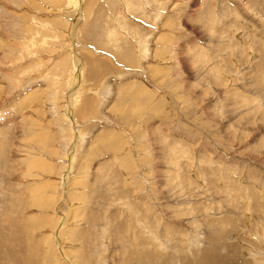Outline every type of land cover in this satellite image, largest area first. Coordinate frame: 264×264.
I'll use <instances>...</instances> for the list:
<instances>
[{
    "label": "rangeland",
    "instance_id": "rangeland-1",
    "mask_svg": "<svg viewBox=\"0 0 264 264\" xmlns=\"http://www.w3.org/2000/svg\"><path fill=\"white\" fill-rule=\"evenodd\" d=\"M0 35V264H264V0H0Z\"/></svg>",
    "mask_w": 264,
    "mask_h": 264
},
{
    "label": "bare ground",
    "instance_id": "bare-ground-1",
    "mask_svg": "<svg viewBox=\"0 0 264 264\" xmlns=\"http://www.w3.org/2000/svg\"><path fill=\"white\" fill-rule=\"evenodd\" d=\"M71 2V1H70ZM83 2V1H82ZM78 3V2H77ZM85 5H87V4H85ZM237 8V7H236ZM90 9V8H89ZM128 10H129V8H128ZM87 11V10H86ZM85 11V12H86ZM79 12V11H78ZM76 13V12H75ZM79 16V15H78ZM1 36V35H0ZM2 37H4V36H2ZM166 37V36H165ZM5 38L6 37H4L3 39L5 40ZM161 38H163V37H161ZM158 39H159V37H158ZM3 40V41H4ZM162 40V39H161ZM165 40V39H164ZM0 41H1V39H0ZM2 41V42H3ZM167 41V40H166ZM1 43V42H0ZM4 43H5V41H4ZM7 43V42H6ZM1 45V44H0ZM6 45V44H5ZM4 45V46H5ZM194 45V44H193ZM188 47V46H187ZM189 48V47H188ZM159 49V48H158ZM159 51H160V49H159ZM184 51V50H183ZM114 53H116V51H114ZM121 54V53H120ZM127 54V53H126ZM188 54V53H187ZM126 56V55H125ZM124 56V57H125ZM123 57V56H122ZM123 57V58H124ZM133 57V56H132ZM121 58V57H120ZM123 58H121V60L123 59ZM82 59V58H81ZM85 59V58H84ZM89 59H91V58H89ZM126 59H127V57H126ZM128 60V59H127ZM126 60V61H127ZM81 61V60H80ZM79 61V62H80ZM88 61V64L90 65V67H91V72H90V74H89V79H95L94 77L96 76V78H97V75H98V77H99V74H102V73H109L110 71H112L111 70V67H110V65L106 62H100V63H98L97 65L95 64V63H92L91 62V60H87ZM98 61H100V60H98ZM102 61V60H101ZM124 61H125V59H124ZM79 62L77 63V64H79ZM115 62V61H114ZM122 62V61H121ZM128 63V62H127ZM131 65V64H130ZM129 65V66H130ZM77 66V70H79V72L81 71L82 72V69H83V67H82V69L80 70V66L79 65H76ZM75 67V66H74ZM113 68V67H112ZM116 68V67H115ZM115 70H117V69H115ZM76 71V70H75ZM88 71V70H87ZM77 72V71H76ZM112 72H115V71H112ZM74 73V72H73ZM77 74V73H76ZM88 74V73H87ZM81 74L79 73L76 77H75V80L76 81H80L81 79H82V76H80ZM104 77H105V75H104ZM88 78V77H87ZM100 78V77H99ZM73 79V78H72ZM102 79H104V78H102ZM81 83V82H80ZM80 83H79V85H80ZM94 83V82H93ZM78 85V84H77ZM79 85L77 86V90H76V92L78 91V88H80L79 87ZM75 91V90H74ZM73 91V92H74ZM95 92V91H94ZM98 92V91H97ZM75 93V92H74ZM138 93H139V91H138ZM70 94V93H69ZM73 93H71V95H72ZM75 94H77V93H75ZM79 94V93H78ZM71 95H68V98H69V96H71ZM77 96V95H76ZM79 96V95H78ZM77 96V97H78ZM81 96V95H80ZM92 96V95H91ZM75 97V96H74ZM77 97H75L76 99H77ZM89 97H87V99H88ZM93 98H94V96H93ZM70 99V98H69ZM90 99V98H89ZM92 99V98H91ZM95 99V98H94ZM137 99V98H136ZM86 100V99H85ZM70 101H71V99H70ZM93 101V100H92ZM101 101V100H100ZM141 101V100H140ZM139 100L138 101H136L137 103L138 102H140ZM75 103V102H74ZM86 103V102H85ZM90 103H92L91 101H90ZM90 103H88L87 105H86V107L89 109V108H91V106H88ZM99 103V102H98ZM136 103V104H137ZM143 103V102H142ZM141 103V104H142ZM69 104H72V102H69ZM109 105V104H108ZM29 106V105H28ZM95 106V105H94ZM107 106V105H106ZM68 107V106H67ZM70 107H72V106H70ZM74 107V106H73ZM162 107V106H161ZM69 108V107H68ZM80 108H82V105H81V107ZM79 107H78V109H80ZM95 108V107H94ZM152 108V107H151ZM66 109V108H65ZM66 111V110H65ZM82 111V110H81ZM89 111H90V109H89ZM156 111V110H155ZM85 112H87V114H88V111H84V113ZM72 113V112H71ZM66 115V114H65ZM71 116V115H70ZM66 117H67V115H66ZM158 117V116H157ZM156 117V118H157ZM83 118V117H82ZM81 118V119H82ZM155 118V117H154ZM73 119V118H72ZM122 119V118H121ZM33 120H34V118H33ZM74 120V119H73ZM68 121V120H67ZM70 122V121H69ZM73 124H75L74 123V121H73ZM72 124V125H73ZM159 124V123H158ZM160 126V125H159ZM70 127H72V126H70ZM163 128V127H162ZM155 129V128H154ZM73 130V129H72ZM156 131V130H155ZM158 131V130H157ZM159 131H161V130H159ZM75 132V131H74ZM76 134H77V132H76ZM108 134V133H107ZM157 134V133H156ZM158 135H159V133H158ZM161 136V135H160ZM75 136H73V138H74ZM77 137H78V135H77ZM81 138V137H80ZM79 138V139H80ZM160 138V137H159ZM158 138V139H159ZM77 139V138H76ZM79 141V140H78ZM106 141V140H105ZM162 141V140H161ZM74 142V141H73ZM76 142V141H75ZM102 142V141H101ZM158 143V142H157ZM71 146H73L72 144H70ZM77 145H79V144H77ZM76 145V146H77ZM111 146V145H110ZM118 146V145H117ZM78 147V146H77ZM87 148H88V145H87ZM139 148V147H138ZM70 149H72V148H70ZM71 154V153H70ZM94 156V155H93ZM42 159V157H39V158H37V159ZM73 158V157H72ZM86 158V157H85ZM34 160H36V159H34ZM33 160V161H34ZM41 161V160H40ZM45 160H43V162H44ZM69 161H70V159H69ZM31 163V162H30ZM33 163V162H32ZM47 163V162H46ZM37 164V163H36ZM36 164H35V162L32 164V166L33 165H35V168H36ZM43 164V163H42ZM181 164V163H180ZM30 165L31 164H29L28 166L30 167ZM38 165V164H37ZM184 165V164H183ZM38 166H41V165H38ZM44 166V165H43ZM178 167V166H177ZM33 168V167H32ZM50 168V167H49ZM53 168H54V166H53ZM176 168V167H175ZM91 170V169H90ZM176 170V169H175ZM213 170V169H212ZM72 173V172H71ZM93 173V172H92ZM200 176V175H199ZM201 177H202V175H201ZM72 178V177H71ZM178 178V177H177ZM204 179V178H203ZM78 180V179H77ZM76 180V181H77ZM186 180V179H185ZM69 183V182H68ZM81 183V182H80ZM66 184V183H65ZM191 184V183H190ZM54 185V184H53ZM67 185V184H66ZM65 185V186H66ZM69 185V184H68ZM74 185V184H73ZM233 185V184H232ZM43 186V185H42ZM69 186H71V185H69ZM205 186V185H204ZM66 188V187H65ZM45 189V188H44ZM69 191V190H68ZM67 191V192H68ZM32 192V191H31ZM43 192V191H42ZM66 192V193H67ZM70 192V191H69ZM42 194V193H41ZM68 195V194H67ZM44 196V195H43ZM48 196V195H47ZM229 199V198H228ZM53 200V199H52ZM58 202V201H57ZM256 202V201H255ZM210 203V202H209ZM202 204V203H201ZM52 205V204H51ZM60 205V204H59ZM54 206V205H53ZM61 206V205H60ZM59 206V207H60ZM58 208V207H57ZM64 208V207H63ZM55 209V208H54ZM59 209H61V208H59ZM219 209V208H218ZM262 209V208H261ZM57 211H58V209H57ZM79 211V210H78ZM60 214H62L61 212H63V209H61L60 211ZM67 212V211H66ZM58 213V212H57ZM64 214V213H63ZM68 214V213H67ZM225 214V213H224ZM65 215V214H64ZM77 215V214H76ZM216 215V214H215ZM37 217V216H36ZM33 218V217H32ZM39 218V217H38ZM62 218V217H61ZM60 218V219H61ZM64 219L66 218V216L65 217H63ZM79 218V217H78ZM59 220V219H58ZM63 220V219H62ZM64 221V220H63ZM19 223V222H18ZM37 223V222H36ZM62 223H64V222H62ZM53 226V225H52ZM52 229V228H51ZM61 230L60 229H58V231H57V233H56V235H55V237L53 238V239H55L59 244H60V251H64L63 250V247H62V243L63 242H61V235H59V232H60ZM179 231V230H178ZM218 235V234H217ZM46 236V235H45ZM225 236H226V234H225ZM219 237V236H218ZM224 237V236H223ZM198 238V237H197ZM225 238V237H224ZM63 239V238H62ZM214 239H215V237H214ZM213 239V240H214ZM196 241V240H195ZM33 241L32 240H29V244H28V249H27V252L29 253V264H33L34 263V260L36 261V262H40L42 259H45L46 257H45V253H43L42 251H41V248L43 247V246H40L39 247V250H40V252L39 251H36L37 253V257H36V259H34L33 258V256H32V249H34V247L36 248V246H34L33 245V243H32ZM209 242V241H208ZM27 243V242H26ZM203 243V242H202ZM27 245V244H26ZM63 245H64V243H63ZM260 245V244H259ZM25 246V245H24ZM34 251V250H33ZM67 251V250H66ZM22 252V251H21ZM65 252V251H64ZM66 253V252H65ZM173 253V252H172ZM10 254V253H9ZM23 254H25V253H23ZM23 254H21V255H23ZM63 254V253H62ZM139 254V253H138ZM140 255H142V256H145V257H152V255H151V253H145V254H140ZM168 256V255H167ZM173 256V255H172ZM171 256V257H172ZM179 256V255H178ZM7 257V256H6ZM10 257H11V255H10ZM15 257H18V256H15ZM144 257V258H145ZM211 259H213L214 258V256H209ZM141 258V257H140ZM166 258V257H165ZM4 259V258H3ZM7 259V258H6ZM10 259V258H9ZM24 259V258H23ZM34 259V260H33ZM167 259V258H166ZM165 259V260H166ZM163 260H164V258H163ZM199 260H201V259H199ZM16 261V260H15ZM153 261V260H152ZM166 261H168V260H166ZM169 261H170V259H169ZM172 261V260H171ZM43 262H44V260H43ZM8 263V262H7ZM16 263V262H15ZM9 264V263H8ZM19 264H21V263H19ZM24 264V263H23ZM151 264V263H150ZM163 264V263H162Z\"/></svg>",
    "mask_w": 264,
    "mask_h": 264
},
{
    "label": "crops",
    "instance_id": "crops-1",
    "mask_svg": "<svg viewBox=\"0 0 264 264\" xmlns=\"http://www.w3.org/2000/svg\"><path fill=\"white\" fill-rule=\"evenodd\" d=\"M85 228H86V229H88V228H89V226H88V225H85Z\"/></svg>",
    "mask_w": 264,
    "mask_h": 264
}]
</instances>
